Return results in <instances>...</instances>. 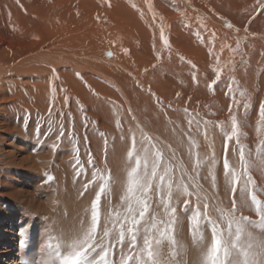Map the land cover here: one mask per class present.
Returning a JSON list of instances; mask_svg holds the SVG:
<instances>
[{"label":"rangeland","instance_id":"374dc122","mask_svg":"<svg viewBox=\"0 0 264 264\" xmlns=\"http://www.w3.org/2000/svg\"><path fill=\"white\" fill-rule=\"evenodd\" d=\"M201 1L208 6L190 9L181 0H0V50L15 49L21 57L17 65H1L11 67V73L0 77V176L9 184L22 176L30 182L23 190L34 189L3 205L11 208L7 214L12 226L6 220L0 227V264L39 260L45 239L59 234L53 225L57 218L66 219V204L77 200L85 211L99 190L101 174L110 171L113 181L110 194L101 199V229L110 207L123 211L129 129L137 140L140 130L150 136L163 152L164 164L175 169L176 182L190 185L191 196L173 189L172 204L177 209L175 236L185 246L181 256L186 264H196L190 217L198 198L201 211L208 203L213 219L217 206L230 207L222 167L224 136L214 125L228 119L233 94L240 101L239 106L233 104L242 126L240 143L251 153L250 172L258 198L264 201V167L257 159L264 141V125L257 131L264 103V0ZM213 18L224 24L217 26ZM227 23L233 27L227 28ZM58 40L71 42L69 49L55 50ZM39 48L43 52L32 55ZM214 69L221 75L210 89ZM204 121L209 122L207 141L195 131ZM61 127L64 135L57 139ZM189 134L199 145V168L189 154ZM213 152L216 189L211 186V166L205 163ZM227 155L231 166L239 169L234 142ZM47 175L55 179L45 182ZM94 176L95 182L89 183ZM185 200H190L187 206ZM151 210L162 213L156 203ZM243 214L258 219L253 212ZM251 231L261 235L259 227ZM162 249L167 253L166 241ZM119 257L117 247V264Z\"/></svg>","mask_w":264,"mask_h":264},{"label":"snow or ice","instance_id":"6c2138e0","mask_svg":"<svg viewBox=\"0 0 264 264\" xmlns=\"http://www.w3.org/2000/svg\"><path fill=\"white\" fill-rule=\"evenodd\" d=\"M225 26L233 27L230 23ZM161 40L165 46L168 45L163 29H161ZM107 55L111 57V53ZM214 71L216 75L208 85L210 89L220 80L221 72L215 69ZM228 91L232 92L231 85ZM239 96L245 97V92L240 91ZM231 98L233 104L240 105L235 94ZM233 104L228 106V119L214 125L224 136L225 155L222 167L224 182L230 193V207L217 206L216 218L213 219L208 213V203L202 205L203 211H201L198 198L197 207L190 217L193 246L198 252L196 264H264V201L258 198L259 193L250 172L254 163L248 158L251 153H246L245 146L240 143L243 135L242 126L236 113L233 112ZM243 108L247 110L246 102ZM188 124L191 133L193 121L188 120ZM203 124L201 128L197 123L195 131L203 135L207 141L209 122L204 121ZM261 125H264V103H261L259 108L258 132ZM116 127L118 130L122 127L119 120L116 121ZM63 135L64 131L61 127L57 139ZM129 138L130 146L126 151L125 159L126 180L123 185L124 193L121 196L123 211L113 212L110 207L101 229V199L102 196L110 194V184L113 182L110 171L107 175L101 174L99 190L96 191L90 206L85 209L86 219H81L78 224L66 230L61 229L57 236H48L40 249L41 258L32 259L28 264H117L115 259L117 247L120 249L118 264H186L181 256L185 246L175 236L177 209L173 206L172 199L174 188L177 192L191 196L190 185L176 182L175 169L164 164L163 152L143 130H140V139L137 140L136 133L129 129ZM121 139L124 137L122 136ZM230 142H234L238 148L239 169L232 167L229 162L227 153ZM188 144L189 154L194 156V167H201L202 161L196 151L199 145L190 134ZM261 145L257 151V159L264 167V141H261ZM105 146L107 147L106 138ZM55 147L54 144V150ZM205 163L211 166L209 168L211 186L216 189L214 168L217 161L214 152ZM54 179L52 175H47L45 182ZM179 179L183 181V174ZM94 182L95 176L89 183ZM88 186V184L84 185L85 191ZM80 195L83 196L84 192ZM153 203L162 209V213L151 210ZM189 203L190 200H185L186 206ZM245 210L253 212L258 219L254 221L249 216H245L243 214ZM257 227L261 232L259 237L251 231ZM21 235L23 236V232ZM165 241L167 253L162 249ZM20 244L23 247L25 241L21 239Z\"/></svg>","mask_w":264,"mask_h":264},{"label":"bare ground","instance_id":"6f19581e","mask_svg":"<svg viewBox=\"0 0 264 264\" xmlns=\"http://www.w3.org/2000/svg\"><path fill=\"white\" fill-rule=\"evenodd\" d=\"M185 5H187V7L188 8H190V9H194L195 7H200V8H202V7H204L205 8V5L206 6H208L207 4H205L203 1H201V0H195V2L194 1H192V0H181ZM195 3V4H194ZM114 8V7H113ZM203 8V9H204ZM210 8V7H209ZM13 9V8H12ZM11 11V10H10ZM209 11H210V9H209ZM83 12V11H82ZM2 13V12H1ZM39 13V12H38ZM17 14V13H16ZM128 16V15H127ZM51 17V16H50ZM64 18V17H63ZM115 18H118L117 16L115 17ZM208 18V17H207ZM4 19V18H3ZM33 19V18H32ZM54 19V18H53ZM60 19V18H59ZM48 20V19H47ZM51 20V19H50ZM49 20V21H50ZM213 20V22H214V24H216L217 26H222V21L221 20H219V19H217V18H213L212 19ZM208 21H210V22H212L211 21V19L210 18H208ZM56 24H58V23H56ZM224 24V23H223ZM55 25V24H54ZM56 26H58V25H56ZM158 26V25H157ZM61 27V26H60ZM59 28V27H58ZM44 29V28H43ZM61 30V29H60ZM60 30H59V32H60ZM46 31V30H45ZM58 32V33H59ZM164 32V31H163ZM46 33H47V31H46ZM50 34V33H49ZM59 34H61V32L59 33ZM77 34V33H76ZM42 35V34H41ZM61 36V35H60ZM34 37H36V36H34ZM56 37H58V35L56 36ZM68 37V36H67ZM76 37V36H75ZM62 38H65V37H62ZM84 38V37H83ZM36 39V38H35ZM42 39V38H41ZM59 39V38H58ZM75 38H73V40H74ZM65 40V39H64ZM39 41V40H38ZM63 41V40H62ZM62 41H59L58 40V42H59V44L57 45V47H54L55 48V50H59L60 51V49H66V50H68L69 49V44L71 43H64V41H63V45H62ZM24 42V41H23ZM34 42H36L35 40H34ZM39 43V42H38ZM73 44V43H72ZM0 45H1V43H0ZM28 45V44H27ZM50 46V45H49ZM52 46V45H51ZM71 46H74V45H71ZM70 46V47H71ZM3 47V46H2ZM7 47V46H6ZM29 47V46H28ZM27 47V48H28ZM39 47V45L36 47V48H38ZM40 47H42V46H40ZM87 47V46H86ZM54 48H52V50L54 51ZM72 48V47H71ZM7 49V48H6ZM40 49V48H39ZM43 49V48H42ZM73 49V48H72ZM82 49H83V46H82ZM36 50V49H35ZM35 50H32L33 52H35ZM17 51V50H16ZM28 51V50H27ZM37 51V50H36ZM14 52V53H13ZM19 52V51H18ZM18 52H15V49H14V51H10V52H7V53H4L3 51H1L0 50V77H2V76H4L5 74H10L11 73V67H1V65H8V63H12V64H18V63H15V61L17 60V58H18V56L19 55H17L18 54ZM33 52H31L32 53V55H35V56H39L42 52H43V50L41 51V49H40V52L38 51V53L36 52V54L34 53L33 54ZM50 52H51V50H50ZM62 52V51H61ZM64 52V51H63ZM30 53V54H31ZM45 53H47L46 51H45ZM44 53V54H45ZM6 54H8V55H6ZM21 54V53H20ZM48 54H49V52H48ZM182 54V53H181ZM28 55H29V52H28ZM47 55V54H46ZM27 56V55H26ZM53 56V55H52ZM31 56L29 55V58H30ZM34 57V56H33ZM33 57H31L32 58V60L33 59H35V58H33ZM70 57V56H69ZM103 57V56H102ZM20 59H21V57H19ZM18 58V59H19ZM37 58V57H36ZM52 58V57H51ZM54 58V57H53ZM71 58V57H70ZM28 59V58H27ZM55 59V58H54ZM67 59V58H66ZM68 60V59H67ZM102 60H103V58H102ZM23 61V60H22ZM61 61H62V59H61ZM34 62V61H33ZM63 62H64V60H63ZM100 62V61H99ZM112 62V61H111ZM110 62V63H111ZM59 63H60V61H59ZM105 63V62H104ZM58 64V63H57ZM54 65V64H53ZM59 65V64H58ZM31 66V65H30ZM60 66V65H59ZM21 69V68H20ZM2 80V79H1ZM18 80H20V79H18ZM150 80V79H149ZM15 81V80H14ZM25 81V80H24ZM62 82V81H61ZM9 83V82H8ZM3 85V84H2ZM9 85V84H8ZM5 87V86H4ZM6 92H9V90L8 91H6ZM13 94V93H12ZM11 95V94H10ZM30 96V95H29ZM9 99V98H8ZM21 99V98H20ZM52 101V100H51ZM43 103V102H42ZM56 104V103H55ZM26 113V112H25ZM11 114V113H10ZM17 116V115H16ZM67 121V120H66ZM37 123V122H36ZM9 124V123H8ZM15 124V123H14ZM18 124V123H17ZM21 124V123H20ZM22 128V127H21ZM25 130V129H24ZM23 132V131H22ZM33 137V136H32ZM34 153V152H33ZM39 168V167H38ZM29 181L28 180H26V178H24V177H22L21 176V178L20 179H18L17 180V183H8L7 181H6V178H2L1 176H0V227L2 226V224H3V222H5L6 220H9V224L12 226V217H10L11 215L10 214H7V213H9L10 211H11V208H7V206H3V205H6L5 203H7L6 201H8V200H11V199H17V200H19L21 197H25V196H29L30 194H32L33 193V191H34V189L33 190H29L28 192H25V190H23V188H22V185H24V184H26L27 186H29ZM8 185H10V186H8ZM36 186V185H35ZM34 188V187H33ZM21 189H22V191H21ZM67 191H69V190H67ZM72 192V191H71ZM18 194V195H17ZM77 197V196H76ZM71 205H69L68 203L66 204V209H65V215H64V218H66V219H64V220H61L60 218H57L55 221L56 222H54V228H56L57 229V232H59L61 229H68V228H70L71 226H73V225H76V224H78L79 223V221L81 220V219H86V216H85V211L83 210V205H82V202H77V200L76 201H74L73 202V204L71 203V202H69ZM56 218V217H55ZM63 219V218H62ZM10 226V227H11ZM5 232V231H4ZM1 234H3V233H1ZM6 234V233H5ZM5 234H4V237L6 238V236H5ZM58 235V234H57ZM56 235V236H57ZM6 240H8V238H6ZM10 242V241H9ZM190 262V261H189Z\"/></svg>","mask_w":264,"mask_h":264}]
</instances>
